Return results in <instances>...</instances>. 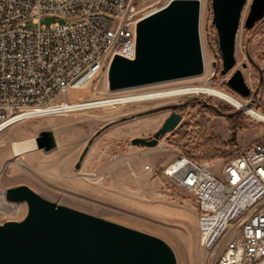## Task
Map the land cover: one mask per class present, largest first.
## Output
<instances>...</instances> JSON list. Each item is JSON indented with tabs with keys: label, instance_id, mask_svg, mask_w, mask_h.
Instances as JSON below:
<instances>
[{
	"label": "rangeland",
	"instance_id": "1",
	"mask_svg": "<svg viewBox=\"0 0 264 264\" xmlns=\"http://www.w3.org/2000/svg\"><path fill=\"white\" fill-rule=\"evenodd\" d=\"M162 5L163 1H160L149 10ZM248 11L249 6H246L244 17ZM57 20L59 18L53 15L41 18L46 25ZM212 20L211 0H205L201 18L207 66L204 75L123 90V93L129 92L127 99L135 100L129 103L109 98L113 95L105 96L108 91L106 78L101 76L84 87L68 91L69 101L97 97L86 101L91 108L26 119L0 133V187L27 184L49 200L74 207L47 193L49 188L152 222L173 232L179 241L181 249L178 252L173 243L154 234L173 248L178 264H182V259L186 264H211L208 250L200 243L195 197L187 189L171 182L163 173V167L185 153L206 163L214 172L221 173L226 159L254 142L264 143V123L246 113L251 112V107L247 105L249 108L228 118L205 108L200 102H211L218 108L233 111L238 109L237 106L215 95L197 92L211 83L212 88L243 98L246 104L260 106L264 103V19L251 29L246 28L242 21L236 44L238 63L227 75L220 72L222 61ZM29 25L33 26L32 23ZM244 62L247 67H243ZM238 68L243 70L252 90L258 91L254 99L253 96L243 97L228 85V79ZM186 101L189 103L182 109L165 108ZM174 111L181 113L183 118L174 130L159 138L157 145L132 142L135 138H152ZM43 129L53 130L56 136L57 147L51 151L36 147L15 155L13 143L26 139L11 141L4 138H23L32 130L38 134ZM98 131L100 133L81 166L76 168L88 141ZM212 155L216 156L211 158ZM148 164L151 171L144 170ZM27 213L28 209L25 217Z\"/></svg>",
	"mask_w": 264,
	"mask_h": 264
},
{
	"label": "built area",
	"instance_id": "2",
	"mask_svg": "<svg viewBox=\"0 0 264 264\" xmlns=\"http://www.w3.org/2000/svg\"><path fill=\"white\" fill-rule=\"evenodd\" d=\"M150 1L0 0V133L26 119L91 108L88 100L97 97L69 101V89L106 78L115 54L135 56L137 21L170 0ZM43 15L59 20L46 25ZM249 107L246 113L264 123V103ZM163 173L194 195L211 264H264L263 142L226 159L221 173L185 153ZM8 188L0 187L1 222L21 220L28 209L26 201L7 199Z\"/></svg>",
	"mask_w": 264,
	"mask_h": 264
},
{
	"label": "water",
	"instance_id": "3",
	"mask_svg": "<svg viewBox=\"0 0 264 264\" xmlns=\"http://www.w3.org/2000/svg\"><path fill=\"white\" fill-rule=\"evenodd\" d=\"M211 6L222 61L220 72L227 75L238 63L236 44L242 21L251 29L264 19V0H211ZM246 6L249 11L244 17ZM202 10V0H170L142 16L136 24L135 56H113L106 76L107 90L118 92L203 75L206 62ZM227 83L243 97L254 99L258 94L247 84L241 68L231 74ZM188 103L165 108L179 109ZM214 108L227 116H236L243 110L225 113ZM182 118L174 111L152 138H135L132 142L155 146ZM99 133L88 141L76 168ZM34 140L36 147L44 151L57 147L51 129L41 130ZM6 197L26 201L28 213L20 221L0 224V264H178L173 248L159 236L56 203L27 184L9 187Z\"/></svg>",
	"mask_w": 264,
	"mask_h": 264
},
{
	"label": "bare ground",
	"instance_id": "4",
	"mask_svg": "<svg viewBox=\"0 0 264 264\" xmlns=\"http://www.w3.org/2000/svg\"><path fill=\"white\" fill-rule=\"evenodd\" d=\"M202 14H203V10H202ZM205 62H206V60H205ZM206 69H207V66H206ZM205 73H206V70H205ZM200 76H202V75H200ZM196 77H199V76H196ZM197 92L215 95V96L222 98V99L226 100L227 102L237 106V108H240L243 110H245L244 108H249L247 106V104L243 101L242 98H239V97H237V96H235V95H233V94H231V93H229L223 89H214L211 87V83H209L207 87L199 88L197 90ZM128 93L113 95L109 98H116L117 100H115V101L127 100V101H124L123 103H129V102L135 101V100L131 101V100L127 99V97L129 96ZM249 109L252 110V108H249ZM259 113H260V116H263L261 112H259ZM34 148H36V144H35L34 139H26L23 141H18V142L13 143V149H14L15 155H20V154L26 153L30 150H33ZM47 190H48L47 193L54 195L55 197H58L61 200V201L59 200L60 202L74 206L75 208H79L83 211L93 213V214L101 216L103 218L114 220V221H117L119 223H123V224L129 225V226H132L134 228L144 230V231H148V232H151L153 234L162 236V238H165V239L169 240L171 243H173L175 249L178 252L181 249L179 241L175 237L174 233L165 227H162V226L154 224L152 222H148V221H145V220H142L139 218H135V217H132L129 215L118 213L114 210H111V209L105 207V206H101L99 204H95V203H92V202H89V201H86V200H83L80 198H76V197L68 195V194L57 192L55 190H50L49 188ZM228 224H238V217H228ZM182 264H186L184 259H182Z\"/></svg>",
	"mask_w": 264,
	"mask_h": 264
},
{
	"label": "flooded vegetation",
	"instance_id": "5",
	"mask_svg": "<svg viewBox=\"0 0 264 264\" xmlns=\"http://www.w3.org/2000/svg\"><path fill=\"white\" fill-rule=\"evenodd\" d=\"M179 103H181V102H179ZM200 103H201L202 105H204L205 108L216 111L215 108H214V106H215V107H217V106L214 105L213 103H211V102H207V101H203V102H200ZM186 106H187V105H186ZM186 106H184V107H186ZM184 107H181V108H179V109H182V108H184ZM219 109H220L221 111L225 112V113H228V112L233 111V110H224V109H222V108H219ZM216 112H217V111H216ZM222 115H223V114H222ZM224 116H226V117H228V118L232 117V116H227V115H224Z\"/></svg>",
	"mask_w": 264,
	"mask_h": 264
},
{
	"label": "crops",
	"instance_id": "6",
	"mask_svg": "<svg viewBox=\"0 0 264 264\" xmlns=\"http://www.w3.org/2000/svg\"><path fill=\"white\" fill-rule=\"evenodd\" d=\"M12 127H13V126H11L10 128H8V129L6 130V132L9 131ZM6 132H5V134H6ZM36 134H37V131L34 132V131L32 130V131L30 132L29 135H27V136H25V137H23V138L9 139V138L6 137V136H4V138H5V140H11V141H13V140H23V139H28V138H34V137L36 136Z\"/></svg>",
	"mask_w": 264,
	"mask_h": 264
},
{
	"label": "trees",
	"instance_id": "7",
	"mask_svg": "<svg viewBox=\"0 0 264 264\" xmlns=\"http://www.w3.org/2000/svg\"><path fill=\"white\" fill-rule=\"evenodd\" d=\"M233 131H234L233 133H235L236 130H234V128H233ZM223 145H225V143H223ZM225 154H228V152H225ZM229 154H232V153L230 152ZM215 156H216V155H212L211 158H212V157H215ZM209 158H210V157H209Z\"/></svg>",
	"mask_w": 264,
	"mask_h": 264
}]
</instances>
